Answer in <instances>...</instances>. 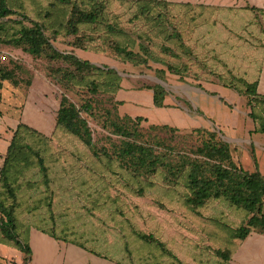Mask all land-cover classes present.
Returning <instances> with one entry per match:
<instances>
[{"label":"rangeland","instance_id":"374dc122","mask_svg":"<svg viewBox=\"0 0 264 264\" xmlns=\"http://www.w3.org/2000/svg\"><path fill=\"white\" fill-rule=\"evenodd\" d=\"M20 1L22 15L29 18H37L38 11H45L48 5V0ZM167 1L172 4L155 7V13L162 12L163 18L155 22L144 15L130 19L135 10L123 1L104 0L106 13L116 19L115 32L111 33L105 25L100 29L88 28L78 32L79 41L72 34L65 37L64 32L54 33L51 29L57 30V22L53 21L45 33L51 48L45 46L38 55L23 46L1 44L10 58L5 65L11 66L16 58L17 77L21 79L18 87L7 81L0 87V116L3 117L0 140L8 144L18 122L25 124L18 129L8 158L11 164H7V175L16 193V233L21 238L27 239L31 227L49 229L57 236L87 246L106 248L115 257L120 252L119 256L128 264H168L166 255L155 245L143 242L130 230L150 231L166 242L167 236L173 235L171 225H186L177 220L192 215L194 224L207 226L206 231H191L185 239H180L183 247L167 242L168 247L184 264H192L195 258L196 264H200L202 256L203 264H209L205 246H225L214 236L219 226L227 223L234 228L248 216L244 209L229 206L223 197L209 199L197 212V208L186 203L189 189L184 179L175 183L171 178L166 180L165 176L169 175L165 169L159 168L150 175L134 173L115 153L123 139L112 131V122L122 117L117 110L119 101L115 90L106 85L102 76L94 78L98 86L92 90L83 84L66 89L57 83L53 73L49 74L51 67L73 68L68 61L50 57L55 49L116 70L121 76L119 81H126V87L163 85L166 95L187 110L194 126L178 129L168 124L177 130L152 129L150 126L154 123L147 118L126 125L138 141L153 145L157 153H166L169 160H177L181 153L193 156L192 149L207 139L203 130L195 128L215 131L235 156L236 152L241 153L245 144L236 141L235 135H242L243 140L248 138L246 122L250 119V107L240 82H254L262 69L264 7L246 8L250 4L244 0L232 1L229 5L191 3L192 7L183 1ZM24 23L29 24L25 18ZM11 36L0 34L2 41H10ZM130 37L135 41L131 42ZM116 42L127 45L140 62L146 59V63L123 61L113 48ZM63 91L78 107L84 101L90 102V109H81V115L91 129L93 148L85 146L76 136L55 129L54 118ZM230 93L236 97L232 98ZM214 103L222 108L218 119L205 108ZM28 112L49 119L43 125L48 126L47 133L29 124ZM236 117L244 122L241 132L233 125ZM36 153L47 167L49 187L43 183ZM4 155L5 149L0 151V167ZM18 155L28 158L27 162L14 165ZM249 158L242 155L241 163L250 168ZM3 192L0 185V195ZM198 213L203 216H197ZM207 215L213 217L208 222ZM109 226L121 231L105 229ZM87 233L97 234L100 240L103 237L108 240L109 236L114 243L104 247L88 238ZM6 240L0 234V241ZM1 242L5 249L13 247ZM125 242L131 257L123 254ZM4 248H0V264H18L17 253L12 256Z\"/></svg>","mask_w":264,"mask_h":264},{"label":"trees","instance_id":"16d2710c","mask_svg":"<svg viewBox=\"0 0 264 264\" xmlns=\"http://www.w3.org/2000/svg\"><path fill=\"white\" fill-rule=\"evenodd\" d=\"M127 4L134 15L130 18H138L144 15L146 19L155 22L162 21L161 13H155V7L159 5L172 4L167 0H120ZM156 1V2H155ZM187 7L192 4L186 2ZM104 0H48L45 11H38L37 18L24 17L21 8H23L20 0H0V34L11 35L10 41H2L1 44H10L12 47L23 46V49L29 50L31 53L38 55L44 51L45 46L51 48V44L46 37V31L50 28V23L57 22V30L51 29L54 33L60 34L64 32V36L72 34L79 41L78 32L85 29H100L106 26L113 33L115 32L114 23L116 19L106 13ZM246 8L255 9V6L246 5ZM18 15V18H14ZM24 18L29 24L24 23ZM159 25V23H158ZM46 26V27H45ZM165 30V29H164ZM130 41L135 40L130 37ZM75 48V47H72ZM117 55L123 61L132 63H146V59L141 62L135 57V53L119 42L114 43L113 47ZM50 57L61 58L68 61L73 68H50L49 74L53 73V77L57 78L60 86L69 89L70 85L83 84L92 88L97 87L98 83L95 77L102 76L108 87L115 90L120 89L119 73L114 69H107L98 66L87 59L79 58L75 53L65 52L53 49ZM13 57L12 59H14ZM8 62L10 58L8 59ZM6 60V61H7ZM18 65L15 62L11 66L0 62V87L3 82H9L13 86H19L21 79L17 77ZM170 66H168V69ZM244 93L247 95V103L250 107L249 117L253 119L255 128L259 132H264V106L261 96L257 93V82L242 81ZM31 82L29 81V85ZM153 90V104L156 107L164 106V98L166 89L163 85L156 83L154 86H143ZM239 90V89H237ZM81 109L88 111L90 102L84 101L80 107L72 102L63 91L59 97V105L54 118L55 129L63 130L71 135L76 136L85 146L94 147L91 129L88 126L86 118L81 115ZM146 120L142 116L131 117L127 114L119 117L117 122H112V131L123 137L120 146L115 152L117 156L123 159L133 168L134 173H145L146 175L154 174L159 168L165 169L168 176L166 180L175 182L184 179L189 189V195L186 197V203L191 208H198L207 203L211 198L223 197L235 206L244 209L249 217L245 224L238 228V236L244 237L251 229H260L264 232V177L259 171L247 173L240 165H237L231 156L229 144L218 137L215 131L208 129L195 128L193 130L204 131L207 139H204L200 145L192 149L193 156L187 153L178 154V159L173 161L166 158V153H157L156 148L144 141H138L134 137L127 122H139ZM24 122L19 121L12 138L7 146L3 163L0 167V185L4 189L2 198L0 195V234L2 238H6L5 243L15 246L23 253L22 264H28L30 260V247L27 241L16 233V219L14 215L15 206L17 204L15 198V189L7 175V164L9 154L14 146L15 136L20 126H24ZM150 128H160L168 130H177L168 124H154ZM179 129V128H178ZM95 153V151H94ZM37 155V153H36ZM19 157L14 165L26 163L28 158ZM38 156V155H37ZM40 172L42 173L43 183L49 187L50 179L47 174V167L43 165V158L38 156ZM11 164V163H10ZM8 164V165H10ZM20 175V172L17 173ZM171 178V179H169ZM6 198V199H5ZM8 200H10L8 202ZM141 238L154 240L151 235H141ZM4 242V241H3ZM158 244L162 246V243Z\"/></svg>","mask_w":264,"mask_h":264},{"label":"crops","instance_id":"0c3cea01","mask_svg":"<svg viewBox=\"0 0 264 264\" xmlns=\"http://www.w3.org/2000/svg\"><path fill=\"white\" fill-rule=\"evenodd\" d=\"M172 1H183L189 3H206V4H216V5H229L232 1H241V0H172ZM252 6H262L264 7V0H244ZM257 82V93L261 96L264 106V59L262 60V69L258 74V78L255 80ZM126 81L122 80L120 84V89L116 93V99L119 101L117 106L118 113L121 115L127 114L131 117L142 116L149 119L151 123L154 124H169L171 126H176L178 128H190L194 126V123L185 108L180 104H176V101H173L169 95H166L164 98V106L156 107L153 104V90L147 87H126ZM18 87V86H15ZM224 89V88H222ZM232 98H235V94H229ZM172 104V106H170ZM26 105V103H25ZM210 113L215 114L218 117L221 115L222 108L217 104H207L205 107ZM29 109V107H27ZM249 116V115H248ZM215 117V118H216ZM3 117L0 116V119ZM250 118V117H249ZM27 119L30 121L29 124H32L39 130L44 133H47L49 119L47 117L39 115L38 113L28 112ZM22 120V119H21ZM1 123V121H0ZM2 123H4L2 121ZM234 127L240 132L243 129L244 122L239 120V117H236ZM246 135L248 138L243 140L242 135L238 137L235 135V140H241L245 147L241 149V153L236 152V156L233 154L231 149V156L233 161L240 165L243 170L247 173L255 172L256 170L264 177V132H259L255 128V123L252 118L246 122ZM9 144V143H8ZM8 144L4 140H0V151L7 149ZM235 151V149H233ZM249 156L251 158L252 166H244L241 163V156ZM249 158V159H250ZM229 206H235L227 199H225ZM237 207V206H235ZM239 208V207H237ZM264 208V201H263ZM199 207L197 208V212ZM197 216H203L199 213ZM192 215L182 216L181 220L186 222V225H171L172 236H167L166 242L161 239L160 236H156L153 232L150 231H137L130 230V233L136 236L138 239L142 240L145 243L153 244L160 251V253L166 255L167 263L172 264H184L178 258V256L173 252L172 249L168 247L167 242H172V244L178 243L182 245L183 241L180 243V239L183 240L189 236L190 232L206 231L205 225L200 226L194 224L191 219ZM249 215L241 221V224L236 227H231L227 223L219 226L220 230L215 233L214 236L218 238L219 241L225 243V246L222 247H212L207 244L206 252L208 253L207 261L209 264H264V232L260 229H251L244 237L238 236V228L245 224ZM208 218V219H207ZM210 218H213L212 215H207L205 217L206 221H210ZM216 218L215 220H217ZM236 221V219H235ZM113 226V225H112ZM112 226L105 228L108 230H114L120 232L121 228L113 229ZM183 234V237L181 236ZM141 235H151L155 238L154 240H149L141 238ZM187 235V236H186ZM211 235V234H210ZM91 240L97 242L102 246L111 245L114 243V240L108 236V240L104 237L99 239L97 234H88L86 235ZM27 243L29 244L31 253L30 260L28 264H128L119 256L121 254L118 252V256H113L109 254L104 249H98L94 246H87L86 244L77 241L66 239L62 236H57L54 232L49 229L34 228L31 227L29 233L27 234ZM1 242V241H0ZM159 243H162L160 246ZM8 246L9 243L1 242ZM94 243V242H93ZM229 244V245H228ZM198 245V244H197ZM5 246L0 245V248L3 249ZM14 248V249H11ZM5 249L10 255H16L19 258V263L23 262V253L16 248L15 246ZM16 249V250H15ZM123 254L131 257V251H129L127 242L124 244ZM20 255V256H19ZM153 256V255H152ZM164 257V258H165ZM21 258V259H20ZM204 257L200 258V264H203ZM158 264V263H155ZM192 264H196V258L192 260ZM199 264V263H198Z\"/></svg>","mask_w":264,"mask_h":264},{"label":"built area","instance_id":"2783aa9c","mask_svg":"<svg viewBox=\"0 0 264 264\" xmlns=\"http://www.w3.org/2000/svg\"><path fill=\"white\" fill-rule=\"evenodd\" d=\"M8 56H9V54L0 48V62L6 61Z\"/></svg>","mask_w":264,"mask_h":264}]
</instances>
